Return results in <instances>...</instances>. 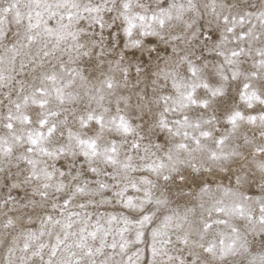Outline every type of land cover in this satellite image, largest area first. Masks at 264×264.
I'll return each instance as SVG.
<instances>
[{
  "label": "snow or ice",
  "instance_id": "1",
  "mask_svg": "<svg viewBox=\"0 0 264 264\" xmlns=\"http://www.w3.org/2000/svg\"><path fill=\"white\" fill-rule=\"evenodd\" d=\"M0 264H264V0H0Z\"/></svg>",
  "mask_w": 264,
  "mask_h": 264
}]
</instances>
